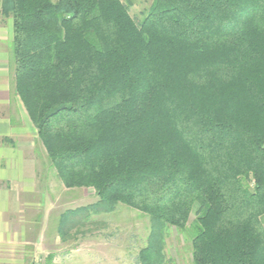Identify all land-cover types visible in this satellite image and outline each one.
<instances>
[{"label":"trees","instance_id":"trees-1","mask_svg":"<svg viewBox=\"0 0 264 264\" xmlns=\"http://www.w3.org/2000/svg\"><path fill=\"white\" fill-rule=\"evenodd\" d=\"M1 2L50 165L98 197L63 230L139 211L151 264L194 214L195 264H264V0H153L142 20L122 0Z\"/></svg>","mask_w":264,"mask_h":264},{"label":"rangeland","instance_id":"rangeland-1","mask_svg":"<svg viewBox=\"0 0 264 264\" xmlns=\"http://www.w3.org/2000/svg\"><path fill=\"white\" fill-rule=\"evenodd\" d=\"M122 1L130 6L131 15L137 20L144 18L153 3V0ZM1 3L0 0V103L10 98V93L7 94L8 89L14 86L10 62L13 46V20L2 17ZM31 124L30 126L34 128ZM35 131L37 133L36 129ZM1 142L9 146L13 144L10 139ZM40 145L42 146L41 143ZM43 149L45 150L44 147ZM51 170L58 182H61L55 169ZM61 184L63 195H61L62 192L53 190L63 202L62 210L65 215L69 212H79L98 202V197L93 189L69 190L64 187L62 182ZM195 219L193 214L188 228L183 231L167 226L164 230L161 255H154L151 264H195L192 246L196 234L193 228ZM152 229L153 223L149 216L125 206H118L112 214L92 215L88 220L77 222L74 226H67L64 229L66 233L60 234L59 232V240L56 244L49 243L48 251L45 254L50 259L47 258L46 262L40 260L35 264H55L52 261L55 260L54 257L61 260L57 264H146L141 258V252L149 246Z\"/></svg>","mask_w":264,"mask_h":264},{"label":"crops","instance_id":"crops-1","mask_svg":"<svg viewBox=\"0 0 264 264\" xmlns=\"http://www.w3.org/2000/svg\"><path fill=\"white\" fill-rule=\"evenodd\" d=\"M12 87L13 94L8 89L10 98L0 103V141H13L11 146L0 143V264H35L50 259L45 254L48 245L56 244L64 231V206L55 194L63 186L51 173L45 150ZM54 258L55 264L61 261Z\"/></svg>","mask_w":264,"mask_h":264}]
</instances>
